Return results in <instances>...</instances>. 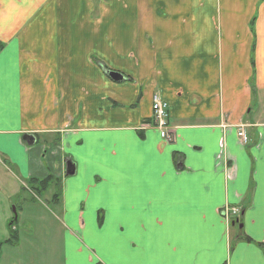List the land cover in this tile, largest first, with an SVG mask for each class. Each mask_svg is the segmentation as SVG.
<instances>
[{
  "label": "crops",
  "instance_id": "1",
  "mask_svg": "<svg viewBox=\"0 0 264 264\" xmlns=\"http://www.w3.org/2000/svg\"><path fill=\"white\" fill-rule=\"evenodd\" d=\"M0 160L62 264H264V0H0Z\"/></svg>",
  "mask_w": 264,
  "mask_h": 264
},
{
  "label": "rangeland",
  "instance_id": "2",
  "mask_svg": "<svg viewBox=\"0 0 264 264\" xmlns=\"http://www.w3.org/2000/svg\"><path fill=\"white\" fill-rule=\"evenodd\" d=\"M27 186L0 160V264H62L63 228L47 204L54 188L35 198ZM10 224L17 232L13 245L6 242Z\"/></svg>",
  "mask_w": 264,
  "mask_h": 264
},
{
  "label": "built area",
  "instance_id": "3",
  "mask_svg": "<svg viewBox=\"0 0 264 264\" xmlns=\"http://www.w3.org/2000/svg\"><path fill=\"white\" fill-rule=\"evenodd\" d=\"M167 108L168 105L166 102L160 99V97L157 95L153 96L152 105H151V110H152L151 126L158 130L160 138L163 141L170 143L173 141V136L170 134V131L168 130ZM237 135L241 144L247 143V137L242 126L238 128ZM238 213L239 212L236 208L225 207L221 211V215L228 220L237 216Z\"/></svg>",
  "mask_w": 264,
  "mask_h": 264
},
{
  "label": "trees",
  "instance_id": "4",
  "mask_svg": "<svg viewBox=\"0 0 264 264\" xmlns=\"http://www.w3.org/2000/svg\"><path fill=\"white\" fill-rule=\"evenodd\" d=\"M27 187L29 191L33 194V197H41L45 193H47L52 186L56 185V190L59 189V181L55 180L53 177H48L43 180H36V179H29L27 180ZM59 192L57 190L56 193L53 194L54 202L58 201V195ZM9 234L12 236L11 239L7 240L6 242L9 244H16L14 243L16 241L17 232L15 230H12V225L9 227Z\"/></svg>",
  "mask_w": 264,
  "mask_h": 264
},
{
  "label": "water",
  "instance_id": "5",
  "mask_svg": "<svg viewBox=\"0 0 264 264\" xmlns=\"http://www.w3.org/2000/svg\"><path fill=\"white\" fill-rule=\"evenodd\" d=\"M110 76L112 77V78H120L117 74H114V73H112V74H110ZM73 174V167H72V165H70V164H67L66 165V172H65V175L66 176H71ZM15 221V218H14V220L12 221V222H14ZM11 225V224H10Z\"/></svg>",
  "mask_w": 264,
  "mask_h": 264
}]
</instances>
